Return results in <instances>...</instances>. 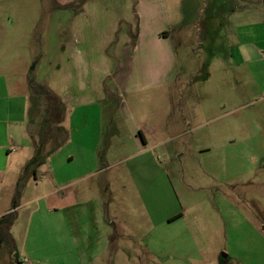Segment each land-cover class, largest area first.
Returning a JSON list of instances; mask_svg holds the SVG:
<instances>
[{
    "label": "rangeland",
    "instance_id": "obj_1",
    "mask_svg": "<svg viewBox=\"0 0 264 264\" xmlns=\"http://www.w3.org/2000/svg\"><path fill=\"white\" fill-rule=\"evenodd\" d=\"M235 2L237 23L264 19L263 0ZM233 3L0 0L1 115L25 92L40 114L29 80L120 92L72 118L70 147L71 119L34 117L35 169L83 144L93 163L55 193L21 182L0 264H264V33L241 43Z\"/></svg>",
    "mask_w": 264,
    "mask_h": 264
},
{
    "label": "crops",
    "instance_id": "obj_2",
    "mask_svg": "<svg viewBox=\"0 0 264 264\" xmlns=\"http://www.w3.org/2000/svg\"><path fill=\"white\" fill-rule=\"evenodd\" d=\"M232 1L234 3L230 12L231 20L229 21H236L234 25V31L236 29V34L240 36L241 43L255 45L256 40L260 39V36H262L264 33V19L255 21L249 18L245 19L243 24L237 23L241 18L240 3L235 2L236 0ZM222 5L223 4H221V6ZM218 8L219 3H217L216 10H218ZM245 13L247 12L244 11V14ZM156 34L158 36L160 33L156 32ZM141 35L142 34L139 35L138 41L139 39H141ZM163 35L165 40L172 39V36L169 34V32H164ZM154 36L156 38L155 34ZM59 68L60 65L58 66V69ZM86 79L87 78H84V81L74 79L72 84L74 86V90L72 89L73 91L70 93L68 92L69 89L66 88L65 85L61 87L62 83H58L56 85V83H53L51 81L52 79H47L46 81L47 86L62 102V105L65 109L63 119V125L65 128L66 122L71 119L72 123L73 117L75 118V120H82V114H80L79 111H82V109H88L87 105H92L94 102L103 101L106 95H120L119 90H116L112 85H110L112 91L108 90V92L110 93L105 95L104 88L102 87L103 79H96L92 88L90 83L88 81H85ZM23 94L26 95L25 97L20 99V101L16 102V104L14 105L16 108L9 105L8 108H6L4 114L1 115L0 112V218L8 213L13 212L14 210L16 213L18 212V206L15 209L13 206V209H11L10 205L8 204L14 205V200L16 199L15 196L17 194L16 190L21 185V182H24L23 185L27 186V183H29L31 178H33L35 181V186L37 188H43L49 181L52 184L51 192L55 193L63 187L59 183L63 180V178H65V175H68L69 173L68 177L73 178L75 177V175H79L82 164L89 165L93 163V159L86 156L82 157L81 151L79 150V148L86 149L85 144H83L82 146L76 144L78 146L69 155H67L63 159L57 158V162L55 163V167H57V169H53L52 172L48 173L47 171H43L38 168L35 169L34 166L33 168L29 169L27 173H24V167L33 159L31 155L33 154L32 152L34 144L32 142V139L34 138V136L30 130V125L32 126L33 124L32 121H30V117L28 118V105L26 103V100L29 98L28 92H25ZM134 127V134H136L137 131L142 133V131L139 130V127ZM72 131L73 133L76 131L80 134L81 125L76 126L74 125V123H72L68 128H66V132H64L63 134L67 133L68 137L66 140L70 141L66 144L67 147H70L74 143ZM135 139L136 141L140 142L137 137H135ZM142 139L143 142L140 143H144V145L147 146L148 140L144 134H142L141 141ZM59 141H61V139H59ZM54 162L55 159H51V161H48L47 164L51 168L54 167ZM41 164L42 162H39L36 166L42 168L43 166ZM39 170L41 172H39ZM6 187H10V190H12V192L4 197V195H2V190ZM34 200L27 201L25 205L33 202ZM18 201L19 198L16 199L17 204ZM2 204L4 205L5 209L1 208ZM59 210L60 209H58L57 207H52L51 213L49 210L48 211L49 214H57L58 212H60ZM5 248L6 246H4L0 250V252ZM16 260L17 263L20 264V260L18 259V257L16 258Z\"/></svg>",
    "mask_w": 264,
    "mask_h": 264
},
{
    "label": "trees",
    "instance_id": "obj_3",
    "mask_svg": "<svg viewBox=\"0 0 264 264\" xmlns=\"http://www.w3.org/2000/svg\"><path fill=\"white\" fill-rule=\"evenodd\" d=\"M28 86L31 90V96L34 97L36 111L40 110L39 115H34V110L31 112L30 121L34 124V117H39L41 120L40 126L42 130L44 129V124L46 121H49V116L51 117V125L54 123H60L64 119L65 109L62 105V102L54 94V92L44 83H38L36 80H29ZM39 88V90L34 91V87ZM36 88V89H37ZM40 99L43 101V105H40ZM46 111V112H45ZM43 112V113H42ZM45 112V114H44ZM54 116V118H52ZM48 123V122H46ZM37 155V154H36ZM41 162L38 158H33L26 166L24 167V173L34 166L38 165ZM17 199V198H16ZM16 199L14 200V209L17 207ZM16 212L15 210L11 213H8L0 218V250L10 243L14 244L13 237L11 236L10 230L15 222Z\"/></svg>",
    "mask_w": 264,
    "mask_h": 264
},
{
    "label": "built area",
    "instance_id": "obj_4",
    "mask_svg": "<svg viewBox=\"0 0 264 264\" xmlns=\"http://www.w3.org/2000/svg\"><path fill=\"white\" fill-rule=\"evenodd\" d=\"M30 262L27 260V259H25V260H22L21 262H20V264H29Z\"/></svg>",
    "mask_w": 264,
    "mask_h": 264
}]
</instances>
